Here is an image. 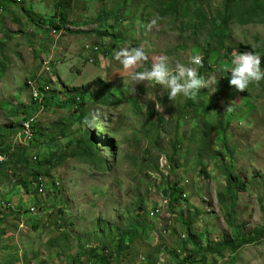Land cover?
Listing matches in <instances>:
<instances>
[{
    "label": "rangeland",
    "instance_id": "obj_1",
    "mask_svg": "<svg viewBox=\"0 0 264 264\" xmlns=\"http://www.w3.org/2000/svg\"><path fill=\"white\" fill-rule=\"evenodd\" d=\"M169 1L72 0L71 26L56 32L59 0H0V146L7 147L0 198L11 194L17 211L21 194V213L10 215L13 234H5L7 264H105L103 257L112 264H181L194 257L199 264L198 245L206 252L231 238L233 228L245 239L264 228V80L240 92L229 83L231 73L220 70L231 66L234 53L264 55V24L231 17L220 27L224 0L197 6V0H178L175 10ZM155 17L158 24L147 31ZM141 45L149 60L137 71L159 55L171 66L198 55L203 66H193L205 79H217L215 89L172 101L146 81L132 94L114 52ZM50 49L57 52L51 58ZM35 86H50L42 91L47 103L34 99ZM79 92L86 93L87 116L101 113L95 128L67 101ZM28 115L35 117L30 145L22 130ZM220 121L227 131H206ZM88 129L101 155L81 154L78 140ZM210 137L209 146L204 138ZM24 145L29 150L20 165L12 154ZM34 170L46 175L44 192L30 183ZM230 172L246 189L229 190ZM175 183L186 199L173 205ZM190 231L199 235L198 245ZM257 239L213 264H264V236Z\"/></svg>",
    "mask_w": 264,
    "mask_h": 264
},
{
    "label": "trees",
    "instance_id": "obj_2",
    "mask_svg": "<svg viewBox=\"0 0 264 264\" xmlns=\"http://www.w3.org/2000/svg\"><path fill=\"white\" fill-rule=\"evenodd\" d=\"M224 1H225V4H224L225 5V7H224L225 17L223 18V22L220 25V27L224 28L225 25H227L228 19L231 17H237L241 21V23L244 25L264 24V0H224ZM198 3L203 4L202 0H197V2L194 3V5L197 6ZM71 4H72V0H59V3H58L59 7H58V12H57L56 16L59 18L60 24L55 25L54 24L55 21H54L53 27L55 28V31L64 30L68 25H71V22L69 20V15H68V10L71 8ZM167 8L169 10L177 9L178 8V0H170L168 2ZM168 9H166V10L168 11ZM261 60H262L261 67H262V69H264V55L261 57ZM206 64H207V60L204 59V66ZM40 89L42 91H44V88H40ZM52 97H54V96L51 95V98ZM39 99H40V97L37 98L36 100H39ZM41 99L43 102H46V100H47V102L49 101L48 97L45 95V92L42 94ZM67 101H69L73 104H77L76 110L80 111L81 115L83 117L87 116V112L84 109L86 106V93H82V92L74 93L70 97V99H68ZM197 107L199 108L200 104H197ZM27 110H29V109L28 108L23 109L24 112L25 111L27 112ZM26 122L31 123L30 133H27V134L25 132V123ZM228 127H229V124L225 125V123H223L222 121H220L218 123V125H213V124L208 123L207 124L208 129L206 131L212 132V131H217L219 129H225L227 131ZM22 130H23V133L25 134V139H28V141H29L27 143V145H30L33 142L34 137H35V117L34 116L30 117L28 115L24 118L23 123H22ZM32 136H33V138H32ZM204 140H206V143L209 146L212 144L211 137L209 139L204 138ZM78 144L81 146L80 149H81V154L83 156H89V155H96L97 156L98 153L100 154L99 149L97 148V142L95 141L94 135L91 134L89 129L87 130L86 135L78 140ZM174 148L177 149V146L175 145ZM6 150H7L6 146L5 147L0 146V154L4 153ZM27 150H29L28 146L26 147L24 145V146H21L20 148H18L17 151H15V153L12 154L16 157L20 156V165L24 163V160H21V159L26 158ZM35 158H37V155H35ZM38 159H39V156L36 160H38ZM6 163L7 162L4 161L3 164H0V167H4ZM17 164L18 163H15L14 165H17ZM155 169H156V171L160 170L158 163L155 165ZM40 176H44V174L42 172H40V170H34V177L35 178L33 179L32 182L30 181V183H32V185H33L35 179L38 178V181H40L39 182V186H40L42 183ZM25 183H27V182H25ZM228 187H229V190H231L233 192H238V190L246 189V184L241 183L240 179L235 174L230 172L228 175ZM37 189H38V187H37ZM41 191L44 192V187L41 188ZM177 193H180V195ZM166 194H168V193H166ZM171 194H169V196L171 197L170 202L173 205L174 204L176 205L180 201L186 199V195L184 194V191L179 190L177 188V183H175L173 185V192ZM232 227H234V225H232ZM236 230H235V228H233V233H234V231L236 233ZM235 233H234V235H232L231 238H227L223 243L218 244V245H214V246H209L206 252H202L201 247H199V245H198V243H199L198 242V236L199 235L190 231L191 239L195 240V243L198 245V249H199L198 255H201L199 264H213V262L215 260L213 258L217 257V256L224 257L226 251H228V253H227L228 255L234 257L235 253L237 252L238 249H240L241 247L246 246L248 244L256 243L258 240L257 238L261 235L263 237L264 236V228L262 230L258 231V233H257L258 236L250 238V239L242 238ZM122 248H123V241H120V243H117L116 249L121 250ZM96 252H97V249L92 252L94 256H97ZM209 253L211 254L212 257L208 263L207 262L208 261L207 255ZM109 254L113 256L114 252H111ZM188 259H189V257L185 261H181L180 263L181 264H196L197 263V261L194 260V257L192 258L193 263L191 262V259L190 260H188ZM102 261H105V264H112V259L107 260L105 257H103Z\"/></svg>",
    "mask_w": 264,
    "mask_h": 264
},
{
    "label": "clouds",
    "instance_id": "obj_3",
    "mask_svg": "<svg viewBox=\"0 0 264 264\" xmlns=\"http://www.w3.org/2000/svg\"><path fill=\"white\" fill-rule=\"evenodd\" d=\"M159 20L160 17L153 18L144 26L145 29L151 31L158 24ZM114 59L128 71L129 77L133 82L130 89L132 94L136 91V84L147 81L154 82L166 90L168 98L172 101H175L181 95L194 99L200 89L213 87L217 83V79L215 78L205 79L199 75L195 66H203V61L202 57L198 55H194L188 64L177 60L174 66H171L167 55H159L152 60L150 68H143L140 71L136 69L143 66L149 60V55L142 45L121 47L114 52ZM261 64V56L257 52H237L231 58V66H222L220 70L222 72H230V85L238 91L243 92L248 89L250 84H259L261 80H264V69H262ZM227 108L229 111L233 110L231 105ZM100 115L99 110H92L89 116L84 118L83 122L88 128H95L96 121L100 118Z\"/></svg>",
    "mask_w": 264,
    "mask_h": 264
},
{
    "label": "crops",
    "instance_id": "obj_4",
    "mask_svg": "<svg viewBox=\"0 0 264 264\" xmlns=\"http://www.w3.org/2000/svg\"><path fill=\"white\" fill-rule=\"evenodd\" d=\"M39 9L41 10L39 13H41V14H45V12L46 11H48V10H46V8H45V6L43 5V4H41V7H39ZM38 22H41L42 24H48L47 22H45V19L43 18V17H40V19H39V21ZM58 22V24H60V22L59 21H57ZM49 24L51 25L52 24V22H49ZM69 26H71V25H68L67 27H69ZM66 27V28H67ZM55 30V29H54ZM66 29H64V30H61L62 32L63 31H65ZM60 31V32H61ZM56 32H58V31H56ZM66 32V31H65ZM52 46H53V44H51V47L50 46H46L47 48H52ZM49 50V49H48ZM51 52V53H50ZM49 54H51L50 55V58L52 57V55H56V53L54 52V49H50V51L48 52ZM17 183H19V181L17 182ZM14 185H16V184H14ZM12 198V196H11V194H8L7 195V197H1L0 198V204L2 203V202H5V203H8V204H11V205H13V206H11V208L10 209H8V210H5V209H1L0 208V264H7V260H5V259H3L4 257H5V254H6V248H7V246H8V243L10 242V238L8 239V241L6 240V236H5V234L6 233H8V235L9 234H13V233H11L10 232V230H11V228H10V226H11V224H13V222H14V219H13V217H11L10 215L11 214H15V212H20L21 213V194H19L17 197H16V201H17V208H18V210L16 211V206H15V200H13V199H11ZM14 207V210H12V208ZM19 215V214H18ZM19 216H21V214L19 215ZM23 216H25V215H23ZM10 222V223H9ZM20 229H21V226L23 227L24 226V224L23 225H21V220H20ZM20 232V230L18 231V233ZM10 236V235H9ZM23 236V235H22ZM24 237V236H23ZM21 249H23V246L21 245ZM23 251V250H22ZM18 264H21V260H20V262L18 263ZM78 264V263H77Z\"/></svg>",
    "mask_w": 264,
    "mask_h": 264
},
{
    "label": "bare ground",
    "instance_id": "obj_5",
    "mask_svg": "<svg viewBox=\"0 0 264 264\" xmlns=\"http://www.w3.org/2000/svg\"><path fill=\"white\" fill-rule=\"evenodd\" d=\"M49 88H50V86H47V87H46V89H49ZM32 94H33L35 100H36L37 98L40 97L39 94H38V87L35 86V87L33 88V90H32ZM33 122H34V121H33ZM33 127H34V126H33ZM25 130H26V134H27V133H30V130H31V123L26 122V124H25ZM32 131H33V130H32ZM35 159H37V158H35ZM40 177H41V181H42V183H41L40 186L37 185V187H38L39 191L42 192V191H41V188L44 187V191L46 190V187H47V184H48V180H47V178H46V175H44V176H40ZM36 210H37V208H36L35 206L31 207V211H36ZM156 212H157V210H156ZM156 212H154V213H156Z\"/></svg>",
    "mask_w": 264,
    "mask_h": 264
},
{
    "label": "built area",
    "instance_id": "obj_6",
    "mask_svg": "<svg viewBox=\"0 0 264 264\" xmlns=\"http://www.w3.org/2000/svg\"><path fill=\"white\" fill-rule=\"evenodd\" d=\"M45 87V86H44ZM47 87V86H46ZM46 87L44 88V91H46ZM38 94H39V96H40V99H41V97H42V90L38 87ZM32 138H33V136H32ZM6 158H7V156L5 155V154H0V163H2V162H4V160H6ZM37 158H38V156H37ZM39 182L40 181H38V178L37 179H35V181H34V183H33V185H35L34 187L36 188V186L37 185H39ZM8 206H12L11 204H8ZM1 209H4V208H1ZM31 209V208H30ZM153 213V212H152ZM151 213V214H152ZM78 264H95L94 262H81V263H78Z\"/></svg>",
    "mask_w": 264,
    "mask_h": 264
}]
</instances>
